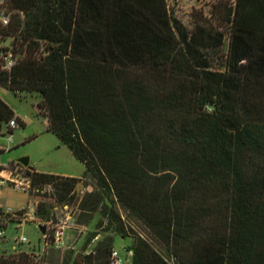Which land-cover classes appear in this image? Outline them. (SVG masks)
Wrapping results in <instances>:
<instances>
[{
	"label": "trees",
	"instance_id": "1",
	"mask_svg": "<svg viewBox=\"0 0 264 264\" xmlns=\"http://www.w3.org/2000/svg\"><path fill=\"white\" fill-rule=\"evenodd\" d=\"M8 6L0 42L11 44L0 53L12 51L15 64L6 71L0 58V87L41 97L47 131L94 181L84 208L107 220L110 235L83 264H110L117 237L132 239L131 264H171L151 242L176 264H264V0L218 3L193 32L167 0ZM14 120L23 126L0 98V135ZM28 173L40 220L54 206L44 190L55 205L81 197L80 179ZM0 264L44 263L20 250L0 253Z\"/></svg>",
	"mask_w": 264,
	"mask_h": 264
},
{
	"label": "rangeland",
	"instance_id": "2",
	"mask_svg": "<svg viewBox=\"0 0 264 264\" xmlns=\"http://www.w3.org/2000/svg\"><path fill=\"white\" fill-rule=\"evenodd\" d=\"M235 0H167L169 11L172 15L180 20L188 31L193 32L199 25H205V22L211 21L212 6L218 3L230 2ZM225 37L223 46L220 51L222 55L227 53L228 49V31L224 28H217ZM11 44V39L6 38L4 42H0V46L4 49ZM214 69H221L216 62L212 63ZM0 98L11 107L15 115L20 118L16 130L13 131V138L10 141L7 126L3 127L0 135V150L4 148L5 152L0 156V162L7 165L11 162H17L22 157H29L30 166L39 172H52L58 175H72L81 177L77 188H80L81 195L79 199H74L69 205H55V201L50 197L52 192L48 188L42 192L47 194V203L52 207L50 210V220H40L36 217L35 212L38 208L40 198L34 195L30 196L23 192H19L10 187H4L0 190V206L2 211L11 210L12 213L24 210L28 214L29 221L19 223L13 221L6 230V240L0 244V253L4 255L15 254V239L25 237L28 243L19 247V251L32 254L34 259H38L44 264H64L66 261L71 263L78 261L83 264L82 255H89L93 252L95 246L103 238L110 235L106 232L107 220L101 215V210L92 211L84 208L85 198L89 193L95 191L94 181L90 176H85V167L78 162L72 152L60 143L58 138L48 132V125L44 116H40L37 104L41 102V97L37 95H25L22 97L15 96L9 90L0 87ZM42 200V199H40ZM119 213L123 217V221L134 233L147 238L145 229L135 220L127 217L126 213L119 209ZM34 214V215H33ZM70 218L69 229H67L64 246L61 249L49 246L45 248L44 238L39 226L47 227L51 221L53 226L61 224ZM103 222L101 226L100 223ZM46 229V236L52 235V228ZM129 231V230H128ZM98 236L89 241L92 234ZM129 233H131L129 231ZM132 239L117 237L115 241V250L118 251L125 259V264H131L132 252L127 251L132 245ZM153 247L164 256L171 264H176L166 249L158 243L151 242ZM114 250V251H115Z\"/></svg>",
	"mask_w": 264,
	"mask_h": 264
},
{
	"label": "built area",
	"instance_id": "3",
	"mask_svg": "<svg viewBox=\"0 0 264 264\" xmlns=\"http://www.w3.org/2000/svg\"><path fill=\"white\" fill-rule=\"evenodd\" d=\"M14 13L9 10L8 0H0V25L6 27L10 24L11 17ZM0 58L4 60V70L9 71L15 64L14 56L12 51H7L6 54L0 53ZM45 121L47 125L49 124V120L45 117ZM18 127V123L14 120L8 124V134L10 135V141L13 138V131L16 130ZM4 150V148L2 149ZM5 151V150H4ZM0 190L4 187L13 188L19 192H23L25 194H31L33 192L32 188V177L28 173L30 170L28 168L23 167L21 164L17 163H9L7 165H3L0 162ZM1 208V207H0ZM2 209V208H1ZM22 216H15L11 210L3 211L0 214V244L6 240V230L8 226L11 224L10 219L17 221L19 223L29 221L28 214H25L24 210ZM34 215V214H33ZM10 216L11 218H8ZM70 218L67 217L66 221H62L61 224H57L53 226L52 222L48 223L46 229L50 226L52 228V235L49 237L48 235L43 236L45 248L49 246H53L55 248L61 249L64 246V240L66 237L67 229H69V222ZM15 245L13 247L15 254L20 253L18 250L19 247L28 243L25 237H20L15 239ZM32 255V254H31ZM33 256V255H32ZM36 262L42 263L38 259H35ZM110 264H125V259L121 256L118 251H113L111 255V262Z\"/></svg>",
	"mask_w": 264,
	"mask_h": 264
},
{
	"label": "water",
	"instance_id": "4",
	"mask_svg": "<svg viewBox=\"0 0 264 264\" xmlns=\"http://www.w3.org/2000/svg\"><path fill=\"white\" fill-rule=\"evenodd\" d=\"M17 162L19 164H21L23 167L28 168L30 171L34 170V168L30 166V159L27 156L18 159ZM77 193H80V188H77ZM14 215L15 216H22L23 215V211L20 210V211L14 212ZM39 228H40V231L42 233V236H45L46 235V227L39 226Z\"/></svg>",
	"mask_w": 264,
	"mask_h": 264
},
{
	"label": "crops",
	"instance_id": "5",
	"mask_svg": "<svg viewBox=\"0 0 264 264\" xmlns=\"http://www.w3.org/2000/svg\"><path fill=\"white\" fill-rule=\"evenodd\" d=\"M17 117V116H16ZM19 120H20V118L19 117H17ZM35 169V168H34ZM35 171H37L36 169H35ZM37 172H39V171H37ZM39 173H47V174H53V175H58V174H54V173H52V172H39ZM59 176H64V177H71V178H76V179H81V177H76V176H72V175H65V174H62V175H59ZM1 207V206H0Z\"/></svg>",
	"mask_w": 264,
	"mask_h": 264
}]
</instances>
